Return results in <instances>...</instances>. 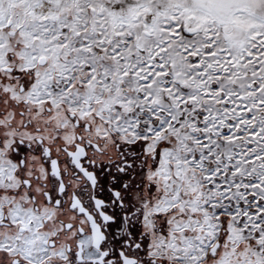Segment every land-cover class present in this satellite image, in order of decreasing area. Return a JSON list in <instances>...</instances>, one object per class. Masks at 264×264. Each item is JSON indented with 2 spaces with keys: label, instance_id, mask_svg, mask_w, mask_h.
I'll list each match as a JSON object with an SVG mask.
<instances>
[{
  "label": "snow or ice",
  "instance_id": "snow-or-ice-1",
  "mask_svg": "<svg viewBox=\"0 0 264 264\" xmlns=\"http://www.w3.org/2000/svg\"><path fill=\"white\" fill-rule=\"evenodd\" d=\"M0 264H264V0H0Z\"/></svg>",
  "mask_w": 264,
  "mask_h": 264
}]
</instances>
